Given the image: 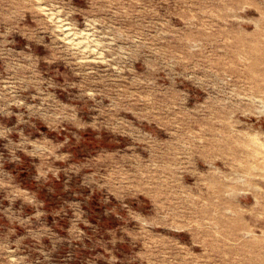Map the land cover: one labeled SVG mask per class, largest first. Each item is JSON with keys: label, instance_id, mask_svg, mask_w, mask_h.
<instances>
[{"label": "rangeland", "instance_id": "obj_1", "mask_svg": "<svg viewBox=\"0 0 264 264\" xmlns=\"http://www.w3.org/2000/svg\"><path fill=\"white\" fill-rule=\"evenodd\" d=\"M254 138L264 0H0V264H264Z\"/></svg>", "mask_w": 264, "mask_h": 264}, {"label": "bare ground", "instance_id": "obj_2", "mask_svg": "<svg viewBox=\"0 0 264 264\" xmlns=\"http://www.w3.org/2000/svg\"><path fill=\"white\" fill-rule=\"evenodd\" d=\"M50 13V12H49ZM52 17V16H51ZM56 18V17H55ZM60 25V24H59ZM67 26V25H66ZM64 28V30L65 31H67V33H69L70 34V31L67 29L68 28V26L67 27H63ZM72 30V29H71ZM73 32V31H72ZM76 32V31H75ZM83 33V32H82ZM68 34V35H69ZM76 35V34H75ZM67 36V35H66ZM70 37V36H69ZM87 37H89V36H87ZM68 38V37H67ZM71 39H73L72 41H75V42H79L78 40H77V37L76 36H71L70 37ZM80 39V38H79ZM83 39H84V37H83ZM243 40H245V39H243ZM87 43V42H86ZM243 43V42H242ZM77 44V43H76ZM93 47H94V45H93ZM92 49V48H91ZM248 49V48H247ZM93 51V50H92ZM254 65L256 66V65H258L257 63H254ZM253 66V65H252ZM256 138H258V137H256ZM261 138H259V140L258 139H252L251 140V142H245V144L247 145V146H249L250 147V144L253 146L252 148H250V154H252V155H254L255 156V162H257V163H259L260 165H262V166H264V141H263V139L262 140H260ZM253 161V162H254ZM232 197H230V196H227V193H225V196H224V204H225V206H226V208L227 209H230V207H234V205L236 206V205H238V203H236V201H234V200H232L231 199ZM230 221L234 224V231L236 230V229H245L246 228V226H245V223L243 222V220L242 219H229L228 218V222L230 223Z\"/></svg>", "mask_w": 264, "mask_h": 264}]
</instances>
